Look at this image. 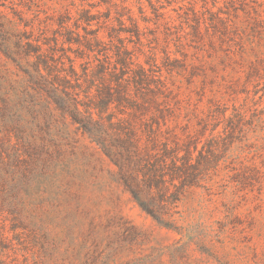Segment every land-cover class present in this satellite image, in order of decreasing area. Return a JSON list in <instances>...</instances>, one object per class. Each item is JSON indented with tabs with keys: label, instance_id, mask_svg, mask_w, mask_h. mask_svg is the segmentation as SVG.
I'll use <instances>...</instances> for the list:
<instances>
[{
	"label": "rangeland",
	"instance_id": "rangeland-1",
	"mask_svg": "<svg viewBox=\"0 0 264 264\" xmlns=\"http://www.w3.org/2000/svg\"><path fill=\"white\" fill-rule=\"evenodd\" d=\"M158 1L157 16L147 0H111L143 33V48L130 44L137 60L146 65L156 53L154 74L175 97L179 139L189 135L199 148L220 135L208 170L165 211V227L104 162L85 196L69 200L75 222L64 242L0 244V264H264V0ZM97 2L0 0V19L53 25L83 8L104 12L101 2L89 7Z\"/></svg>",
	"mask_w": 264,
	"mask_h": 264
},
{
	"label": "trees",
	"instance_id": "trees-1",
	"mask_svg": "<svg viewBox=\"0 0 264 264\" xmlns=\"http://www.w3.org/2000/svg\"><path fill=\"white\" fill-rule=\"evenodd\" d=\"M100 2L104 12L83 8L53 25L0 19V244L64 242L75 222L65 208L85 196L104 162L167 227L165 211L215 157L220 135L199 148L189 135L179 139L175 97L154 74L156 53L139 62L130 47L144 46L137 22ZM147 2L158 16L159 1Z\"/></svg>",
	"mask_w": 264,
	"mask_h": 264
}]
</instances>
